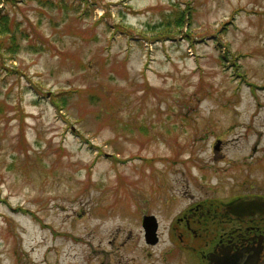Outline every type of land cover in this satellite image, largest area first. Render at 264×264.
Instances as JSON below:
<instances>
[{"label": "rangeland", "instance_id": "374dc122", "mask_svg": "<svg viewBox=\"0 0 264 264\" xmlns=\"http://www.w3.org/2000/svg\"><path fill=\"white\" fill-rule=\"evenodd\" d=\"M43 1L0 48V264H161L189 202L264 189V0Z\"/></svg>", "mask_w": 264, "mask_h": 264}, {"label": "flooded vegetation", "instance_id": "af4514ba", "mask_svg": "<svg viewBox=\"0 0 264 264\" xmlns=\"http://www.w3.org/2000/svg\"><path fill=\"white\" fill-rule=\"evenodd\" d=\"M252 185L242 181L225 199L197 198L189 202L168 223L167 244L156 254V261L264 264V189ZM162 233L157 220L156 242L146 245L158 246L164 241Z\"/></svg>", "mask_w": 264, "mask_h": 264}, {"label": "trees", "instance_id": "16d2710c", "mask_svg": "<svg viewBox=\"0 0 264 264\" xmlns=\"http://www.w3.org/2000/svg\"><path fill=\"white\" fill-rule=\"evenodd\" d=\"M23 0H0V3L3 4V7H0V48L3 47V43H2V39L4 38V34H9L13 28V26H15V21L14 19H10L9 14H8V10H7V6H13L15 7L18 2H21ZM27 1H32V0H25V2ZM38 1L40 3H42L43 0H35ZM49 2L48 0H44L43 3H47ZM189 5V4H188ZM186 10H179V11H171L170 14L166 15L165 17V21H163L159 26L162 28H159V31L154 35V36H145V35H141L142 39L144 42H153L155 40L157 41H164L165 40H174L176 37L178 36H183L184 38L188 37V33L187 32H183V28L185 27L186 23H190L189 22V17L191 15V7L187 6ZM13 20V21H12ZM15 22V23H14ZM12 23V25H11ZM124 33H128L127 29H125L124 27L121 26L120 28ZM9 38V37H7ZM15 37L13 34L10 35V41L13 44ZM12 48V51L15 50L17 48V46H15V44L11 45L10 47H8V49ZM11 72H13L14 70H9ZM14 73V72H13ZM79 92V90H74L71 89L70 93H77ZM93 98L95 99H101V95L98 94L96 96H93ZM67 98H63L61 100V109L64 107L65 103L67 102ZM53 103L55 104V102L53 101ZM22 209V208H21ZM23 210V209H22ZM26 211V209H25Z\"/></svg>", "mask_w": 264, "mask_h": 264}, {"label": "water", "instance_id": "95a60500", "mask_svg": "<svg viewBox=\"0 0 264 264\" xmlns=\"http://www.w3.org/2000/svg\"><path fill=\"white\" fill-rule=\"evenodd\" d=\"M219 141L214 145V149H217ZM142 226L144 231V239L146 243L153 244L156 242V230H157V221L154 215H145L142 220ZM104 264V263H100Z\"/></svg>", "mask_w": 264, "mask_h": 264}]
</instances>
